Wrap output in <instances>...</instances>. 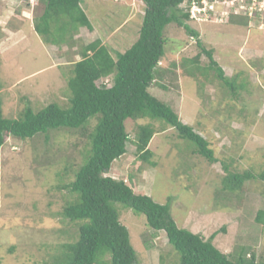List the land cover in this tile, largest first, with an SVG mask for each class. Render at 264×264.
<instances>
[{
  "label": "rangeland",
  "instance_id": "374dc122",
  "mask_svg": "<svg viewBox=\"0 0 264 264\" xmlns=\"http://www.w3.org/2000/svg\"><path fill=\"white\" fill-rule=\"evenodd\" d=\"M80 7L91 29L79 27L72 34L71 25L65 24L71 32L64 33L55 27L46 44L33 29L44 10L41 2L0 0L5 118H18L26 105L34 111L50 103L68 106L73 64L89 43L100 40L115 58L136 41L145 9L141 0H82ZM223 10L216 5L217 15ZM240 15L187 22L230 84L224 86L208 68L196 38L170 23L163 32L158 79L149 88L208 142L215 161L194 154L175 129L139 119L127 121L126 152L105 176L123 180L135 194L168 204L179 228L204 239L216 233L213 244L222 253L245 249L264 262V182L247 180L229 194L221 189L227 174L223 166L238 174L264 171V10L237 23ZM195 58L196 64L191 62ZM95 123L91 119L84 129L62 128L32 139L6 138L0 148V264H62L61 247L77 240L79 225L62 215L74 199L62 185L73 180L83 162ZM145 124L155 131L148 161L138 158L133 143L137 127ZM111 206L128 231L137 264H180L165 233L151 229L143 214L121 203Z\"/></svg>",
  "mask_w": 264,
  "mask_h": 264
},
{
  "label": "trees",
  "instance_id": "16d2710c",
  "mask_svg": "<svg viewBox=\"0 0 264 264\" xmlns=\"http://www.w3.org/2000/svg\"><path fill=\"white\" fill-rule=\"evenodd\" d=\"M38 1L44 10L35 19L33 29L46 44L51 43L55 27L61 31L67 28H64L65 24L71 25L72 34L79 27L91 29L80 7L82 0ZM141 1L145 8L142 24L136 41L127 50L117 52L113 58L100 40L84 46L67 83L70 91L68 106L50 103L34 111L26 105L20 116L12 119L3 116L0 98V148L8 136L19 140L32 139L38 134L62 128L84 129L91 119L96 120L88 134L89 149L83 162L75 170L73 180L62 185L74 197L64 207L62 215L79 224L77 240L61 247L62 264H137L128 231L111 206L114 202L143 214L151 229L163 231L168 245L179 254L180 264H264L257 262L255 255H249L245 249H238L236 254L222 253L213 244L216 233L204 239L199 234L179 228L171 217L168 204L161 205L147 195L135 194L123 180L105 176L112 162L126 152L130 141L127 121L139 119L160 122L175 129L178 137L190 144L194 154L209 162L215 161L208 142L184 124L172 108L149 92L158 79L166 26L174 23L196 38L200 53L209 61L208 68L216 73L224 86L230 84L231 78L224 75L213 59L212 51L203 47L197 31L187 25L191 20L185 5L190 0ZM256 15L258 13L255 12L254 17ZM238 18L237 23H241L240 19H251L243 15ZM61 39L58 43L62 42ZM191 62L196 64L197 58ZM187 72L193 74L190 70ZM105 79H110V84H105ZM154 134L151 124L139 125L136 129L133 143L142 161H148L151 156L148 144ZM223 168L227 174L221 189L225 193L236 191L247 180L264 182V171L256 175L251 172L238 174L229 172L226 166Z\"/></svg>",
  "mask_w": 264,
  "mask_h": 264
},
{
  "label": "built area",
  "instance_id": "2783aa9c",
  "mask_svg": "<svg viewBox=\"0 0 264 264\" xmlns=\"http://www.w3.org/2000/svg\"><path fill=\"white\" fill-rule=\"evenodd\" d=\"M248 1H251V4L248 5ZM220 4L224 6L221 16L215 13L216 5ZM185 6L188 7L189 18L193 21L209 20L212 15L219 20L222 16L238 14L252 18L255 12L261 13L264 10V0L261 4L256 0H190Z\"/></svg>",
  "mask_w": 264,
  "mask_h": 264
},
{
  "label": "clouds",
  "instance_id": "9594fccd",
  "mask_svg": "<svg viewBox=\"0 0 264 264\" xmlns=\"http://www.w3.org/2000/svg\"><path fill=\"white\" fill-rule=\"evenodd\" d=\"M103 81H104L105 84H107V85L109 84V82H108L107 79H105V80H103Z\"/></svg>",
  "mask_w": 264,
  "mask_h": 264
}]
</instances>
